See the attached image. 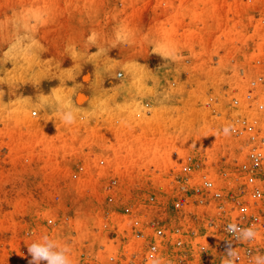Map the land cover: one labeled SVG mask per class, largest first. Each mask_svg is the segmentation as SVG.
Wrapping results in <instances>:
<instances>
[{"label":"rangeland","instance_id":"374dc122","mask_svg":"<svg viewBox=\"0 0 264 264\" xmlns=\"http://www.w3.org/2000/svg\"><path fill=\"white\" fill-rule=\"evenodd\" d=\"M256 61L264 0H0V264H28L44 235L73 264L114 252L131 224L107 202L111 179L119 209L160 221L192 264L214 260L200 252L213 207L177 213L170 174L194 152L191 136L209 164L246 156L224 117ZM172 137L182 148H165Z\"/></svg>","mask_w":264,"mask_h":264},{"label":"built area","instance_id":"2783aa9c","mask_svg":"<svg viewBox=\"0 0 264 264\" xmlns=\"http://www.w3.org/2000/svg\"><path fill=\"white\" fill-rule=\"evenodd\" d=\"M261 64L264 62L256 61V74L245 87L234 90L230 111L224 117L223 130L243 140L246 156L230 163L224 160L209 164L204 144L195 148L185 162L179 161V165L186 164L181 170L170 174L177 182L174 189L178 194L173 206L177 213L190 205L213 207L214 215L207 225L210 238L200 247L202 253L215 254L214 260L207 264H223L229 246L239 255L236 264H255L253 257L264 255V73L258 71ZM240 77L247 79L244 70H240ZM210 167L218 169L216 174ZM106 191L112 212L118 210L128 217L130 237L127 232L119 242L112 241V245L119 244L114 252H108L103 258L87 257L82 264H152L153 260H159L160 264H192L183 239L171 240L170 229L160 221H144L133 205L117 207L116 179L109 181ZM229 225L236 228L230 232ZM243 229H251L256 235L244 239L240 231ZM174 233L181 235V228L177 227ZM218 234L223 238L217 242L213 239Z\"/></svg>","mask_w":264,"mask_h":264},{"label":"clouds","instance_id":"9594fccd","mask_svg":"<svg viewBox=\"0 0 264 264\" xmlns=\"http://www.w3.org/2000/svg\"><path fill=\"white\" fill-rule=\"evenodd\" d=\"M71 114L65 116L67 122H72ZM227 131V130H226ZM52 223V220H49ZM235 225H229L227 230L233 231ZM244 239H251L256 234L251 229L240 230ZM28 255L31 259L28 264H73L70 257V249L66 245H61L48 235L42 236L38 241H34L27 246ZM239 259L238 253L229 246L227 249V258L223 260V264H236ZM255 264H264V255H256L253 257ZM152 264H160L159 260H153Z\"/></svg>","mask_w":264,"mask_h":264},{"label":"crops","instance_id":"0c3cea01","mask_svg":"<svg viewBox=\"0 0 264 264\" xmlns=\"http://www.w3.org/2000/svg\"><path fill=\"white\" fill-rule=\"evenodd\" d=\"M199 2L200 1H197V4L199 5ZM192 6V5H191ZM195 12H196V15H194V18L195 19H199L200 18V16H201V14H200V11L201 12H203V10H200V9H196V10H194ZM204 13V12H203ZM179 132H182V131H179ZM135 133L137 134V133H140V131L139 130H137V131H135ZM144 134H146L147 133V137L149 138L150 136H149V134H148V132H143ZM167 134H168V132H166ZM178 133V130L177 131H174V135H176ZM119 136H120V134H119ZM138 140H139V138L137 139V141H133V139L132 138H129L126 142L125 141H123L125 144H124V146L126 147V151L128 152L130 149V147L132 146V147H137V144H138ZM150 140V142L153 144V142H154V140L153 139H149ZM141 142H143L144 140L143 139H141L140 140ZM164 139L162 140V150H163V145H164V143L166 142V141H164ZM156 142H157V140H156ZM169 144H175L174 145V148H172V147H165V148H168V149H174V150H177V149H179V148H182V137H172V138H170V140H168L167 141ZM195 142H196V139H194V137L193 136H191V137H189V142L187 143V145H188V148H189V150L191 149V148H193L194 150H195V148H194V146H195ZM184 144V143H183ZM158 145L159 146H161V144H160V142L158 141ZM123 148V147H122ZM88 151V150H87ZM83 154H86V151L85 152H83ZM81 155V158L83 159V160H85L86 158H84V155ZM153 156V154H147V155H141V157L140 158H142V159H145V160H150V158ZM129 159H130V157H129ZM166 161V156L162 153V164L164 163Z\"/></svg>","mask_w":264,"mask_h":264}]
</instances>
